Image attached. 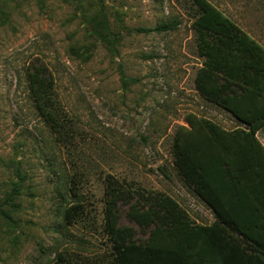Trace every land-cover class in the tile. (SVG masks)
<instances>
[{
  "label": "rangeland",
  "instance_id": "rangeland-1",
  "mask_svg": "<svg viewBox=\"0 0 264 264\" xmlns=\"http://www.w3.org/2000/svg\"><path fill=\"white\" fill-rule=\"evenodd\" d=\"M264 46V0H209ZM0 264H111L104 226L110 177L139 194L173 198L194 222L211 209L173 164V135L188 112H227L194 89L201 64L192 0H0ZM107 20L97 33L93 16ZM177 20L174 29L137 28ZM100 31L104 35H100ZM51 70L65 110L51 131L29 95L31 63ZM233 127V124H228ZM264 129V128H263ZM75 183V193L70 186ZM82 203L71 223L64 208ZM119 205V223L147 233ZM6 212V213H5ZM3 213H5L3 215Z\"/></svg>",
  "mask_w": 264,
  "mask_h": 264
},
{
  "label": "trees",
  "instance_id": "trees-1",
  "mask_svg": "<svg viewBox=\"0 0 264 264\" xmlns=\"http://www.w3.org/2000/svg\"><path fill=\"white\" fill-rule=\"evenodd\" d=\"M192 2L197 11L192 25L202 59L194 89L245 126L226 130L191 111L175 128L173 164L211 209L213 219L208 223L192 221L162 193L139 194L148 204L131 202L133 190L113 177L106 180L104 226L111 241V264H264V147L255 136L264 124V46L209 0ZM99 3L103 9V0ZM8 18L0 4V22ZM91 21L97 33L99 28L110 33L104 17L95 15ZM177 25V20H170L137 30L163 32ZM26 77L37 113L52 132L59 133L66 113L54 91L51 70L32 62ZM72 185L70 191L75 193ZM121 203H128L126 216L147 233L143 240H137L135 228L119 223ZM80 213L82 203H70L64 219L71 223ZM56 258L59 264H69V258L60 254Z\"/></svg>",
  "mask_w": 264,
  "mask_h": 264
},
{
  "label": "crops",
  "instance_id": "crops-1",
  "mask_svg": "<svg viewBox=\"0 0 264 264\" xmlns=\"http://www.w3.org/2000/svg\"><path fill=\"white\" fill-rule=\"evenodd\" d=\"M201 65V64H200ZM199 65V66H200ZM198 66V67H199ZM204 99V98H203ZM205 100V99H204ZM205 101H207V100H205ZM208 103H210V104H212V105H214L215 107H220L222 110H224V111H226L228 114V116H227V118L226 119H223V121L222 122H219V121H215L218 125H220L222 128H224V129H226V130H232V129H234V128H237V127H244L245 126V124L244 123H242V122H240L239 120H237L234 116H233V114L230 112V111H228V110H226V109H224L223 107H221V106H219V105H217V104H215V103H213V102H210V101H207ZM201 115H204V116H206L205 114H201ZM207 117V116H206ZM210 118V117H209ZM228 124H233L234 126L233 127H230V126H228ZM264 124L261 126V127H259L258 129H257V131H256V133H255V136L257 137V139L259 140V142L262 144V146L264 147ZM213 219V218H212Z\"/></svg>",
  "mask_w": 264,
  "mask_h": 264
}]
</instances>
